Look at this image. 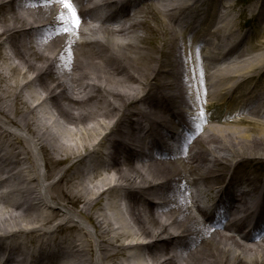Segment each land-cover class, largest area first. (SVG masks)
Segmentation results:
<instances>
[{
  "label": "bare ground",
  "instance_id": "obj_1",
  "mask_svg": "<svg viewBox=\"0 0 264 264\" xmlns=\"http://www.w3.org/2000/svg\"><path fill=\"white\" fill-rule=\"evenodd\" d=\"M259 1L0 0V264H264Z\"/></svg>",
  "mask_w": 264,
  "mask_h": 264
},
{
  "label": "rangeland",
  "instance_id": "obj_2",
  "mask_svg": "<svg viewBox=\"0 0 264 264\" xmlns=\"http://www.w3.org/2000/svg\"><path fill=\"white\" fill-rule=\"evenodd\" d=\"M256 1L257 0H233V2H235V4H236V9H232V11L233 10L234 11H233V13H231L232 11L230 12L228 18L231 19V20H234V28L236 29V33L232 37V39H234V41H238L239 40L238 38L241 35L245 34V33L254 32L256 34L258 32V29H259L258 24L256 22H249V16H250V12H249L250 10L249 9H251V8L253 9L254 8L253 5L255 4ZM261 3H263V5H264V0H260L259 3H258V6H260ZM240 11H242L243 13L239 16V12ZM263 12H264V10L262 11V13ZM32 77H33V74L30 73L28 75V78H32ZM15 79L16 78H12L11 79V81H10L11 84H15V82H16ZM21 82H26V79H22ZM30 93H36V94H38L37 96L41 98L40 82L35 83L33 85H30V86H28V87H26V88H24L22 90V94L25 97H28V94H30ZM50 106H51V104L48 105V107H50ZM213 113L216 114L217 111L214 110ZM71 131L72 130H69V132L67 130L60 131V133L63 135V136H61V138H64V136L68 138L69 134H71ZM53 132L57 133L59 135L58 131H53ZM70 165H73V163H71V162L68 163V162H64L63 161L60 164H57L56 172H61L64 169L68 168ZM257 170L262 176H264V166H262V167L261 166H257ZM56 177L57 176L52 178L49 181V184L53 183L57 179ZM198 191L200 192V195H199L200 196V201H203L204 200L203 197L205 195L203 187L199 186L198 187ZM1 197L5 199V197H3L2 194H1ZM6 200H9V199L6 198ZM17 204L20 207L25 206L24 203H23V200H22V203L19 202V201L16 202V205ZM78 206H80V205H78ZM23 209H25V208H23ZM6 210H8L10 212H14V213H20L21 212V210L20 211L18 209L16 210V208H14V207H12V208H8L7 207ZM96 210H98V208H96ZM53 220H56V219H53ZM85 222H87V221L85 220ZM85 224H86L87 227L89 226V225H87V223H85ZM84 232H86V231H84ZM69 234H71V233L68 232L67 235H69ZM94 240H93V243H95ZM149 241H150V237L144 239V242H149ZM126 253L130 254L131 252L128 251ZM95 256H96V253L93 254V258H95Z\"/></svg>",
  "mask_w": 264,
  "mask_h": 264
},
{
  "label": "snow or ice",
  "instance_id": "obj_3",
  "mask_svg": "<svg viewBox=\"0 0 264 264\" xmlns=\"http://www.w3.org/2000/svg\"><path fill=\"white\" fill-rule=\"evenodd\" d=\"M64 2H65L66 6H67L68 8L72 9V11H73V16L76 17L75 9H74L73 6L71 5V3H68V0H64ZM76 23H77V25L79 24V19H78V18L76 19Z\"/></svg>",
  "mask_w": 264,
  "mask_h": 264
}]
</instances>
